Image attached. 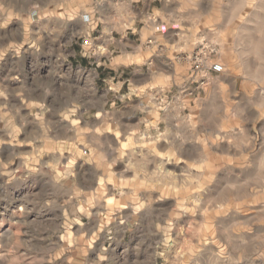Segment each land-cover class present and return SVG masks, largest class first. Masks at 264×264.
I'll list each match as a JSON object with an SVG mask.
<instances>
[{"label": "clouds", "instance_id": "1", "mask_svg": "<svg viewBox=\"0 0 264 264\" xmlns=\"http://www.w3.org/2000/svg\"><path fill=\"white\" fill-rule=\"evenodd\" d=\"M0 264H264V0H0Z\"/></svg>", "mask_w": 264, "mask_h": 264}]
</instances>
